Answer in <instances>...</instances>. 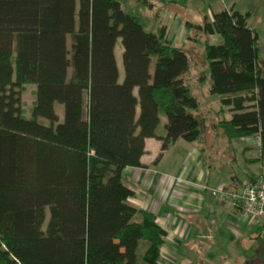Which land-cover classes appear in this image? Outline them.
<instances>
[{"label":"trees","instance_id":"obj_1","mask_svg":"<svg viewBox=\"0 0 264 264\" xmlns=\"http://www.w3.org/2000/svg\"><path fill=\"white\" fill-rule=\"evenodd\" d=\"M152 8L151 0H0V264H162L166 233L129 204L122 174L146 167L147 139L161 142V157L180 140L199 141L202 124L184 79L190 57L164 27L147 30L140 11ZM247 20L224 9L189 27L221 37L204 50L209 91L231 113L223 134L258 136L264 153V73ZM29 84L37 89L27 118Z\"/></svg>","mask_w":264,"mask_h":264},{"label":"crops","instance_id":"obj_2","mask_svg":"<svg viewBox=\"0 0 264 264\" xmlns=\"http://www.w3.org/2000/svg\"><path fill=\"white\" fill-rule=\"evenodd\" d=\"M151 2L152 10L140 11L141 15L147 11L157 13L151 26L144 19L147 29L157 32L164 27L167 39L172 43H177L185 31L186 34L189 31L202 34L189 26L201 25L204 21L193 20L186 22L185 26L182 22L175 24L167 16L171 11L165 14L164 8L182 3L185 7L193 8L194 14L204 13L208 19L227 8H213L210 3L207 8L202 0ZM126 5L130 12L135 11L136 4ZM222 5H225L224 2ZM209 38H215V43L221 41L219 35ZM58 113L61 117V112ZM163 123L165 125L166 120L161 117V125ZM221 138L225 140V151L229 153H213L211 156L210 153L207 158L206 148L198 141L183 143L185 141L180 140L160 157L161 142L156 138L147 139L143 156L146 167H128L122 174L124 184L134 193L129 204L138 211L150 212L156 217L166 233L162 254H177L181 259L180 250L184 247L191 253L195 251V264H212V260L217 258L221 264H264V259L259 258L264 255V226L258 227L252 220L240 221L239 211L231 199L221 201L213 194L220 187H225L232 194L239 193L249 181L264 174V153L261 143L257 142L259 137L229 141L222 134ZM240 147L243 153L237 156L235 152ZM207 159L212 164H207ZM204 254L208 255L207 259H202Z\"/></svg>","mask_w":264,"mask_h":264},{"label":"rangeland","instance_id":"obj_3","mask_svg":"<svg viewBox=\"0 0 264 264\" xmlns=\"http://www.w3.org/2000/svg\"><path fill=\"white\" fill-rule=\"evenodd\" d=\"M224 2L225 5H222ZM134 2L131 1L126 6H131ZM204 5L208 3L212 4L213 8L223 9H233L241 12L242 14H248L247 25L251 29L255 30V32L259 36L258 46H259V67L264 73V0H202ZM233 3L232 5H230ZM209 8V5H207ZM193 8L185 7L182 3H179L177 6H170L168 8H164L163 12L166 14L167 11H171L167 16L177 23L186 25V22H194L193 20L199 21V19H205L204 13H196L194 14ZM127 12L131 13L129 9H125ZM156 12L151 13L147 11L143 16V19L148 20V25L151 26L152 20L156 16ZM146 16V17H145ZM209 20H211L209 18ZM157 26L159 24L155 23ZM150 31V29H147ZM195 38H198V41H195ZM215 39V38H213ZM209 38V36L205 34L196 35L195 32L189 31L186 34V31L183 33L182 37L177 39V43H173V47L186 51L188 56L190 57V69L188 73L184 76L186 83L188 84L191 93L197 98L200 103L199 110L196 115L199 121L202 124L201 127V138L198 141L199 145H203L206 149L204 150L208 154L213 155V153H229L225 151V140L221 138L223 131L220 127L221 120L230 119L231 113L228 108L221 107V96L220 95H212L209 91L211 85V79L208 70V62L205 58V50H204V40H209L215 43V40ZM117 60L120 70L121 81L124 78V68L122 63V44L121 41H118L117 44ZM36 85L29 84L23 88L22 92V104L25 112V116L27 118L31 117V110L33 108V104L35 102V92ZM250 93L247 94V98L249 99ZM247 104V103H246ZM58 112H61V117L63 114V106L57 105ZM163 119L166 120V117L162 116ZM158 133H164V123L159 126ZM260 139H257V142ZM186 143V142H183ZM261 147V145H260ZM236 150V149H235ZM177 151V150H174ZM177 153V152H176ZM233 153V152H232ZM236 155L241 156V147L236 150ZM230 158V157H229ZM231 159V158H230ZM209 160V159H207ZM239 161V160H238ZM227 162V160H226ZM212 164V161H207V164ZM246 186V185H245ZM245 186L242 188V191L239 193H229L225 187H220L215 189V191H223L226 193L231 199H236V197L244 191ZM214 193V192H213ZM232 197V198H231ZM235 197V198H234ZM240 214V207L236 206ZM49 220V212L47 211V221ZM242 221V220H240ZM259 227V226H258ZM192 239H195V231L192 236ZM180 255H182L181 259L177 254H167L161 253V263L162 264H195V251L193 253L188 250V248H182L180 250ZM217 256V255H215ZM208 255H202V259H207ZM264 259L263 257H259ZM180 260V261H179ZM212 264H221L220 259L212 260Z\"/></svg>","mask_w":264,"mask_h":264},{"label":"built area","instance_id":"obj_4","mask_svg":"<svg viewBox=\"0 0 264 264\" xmlns=\"http://www.w3.org/2000/svg\"><path fill=\"white\" fill-rule=\"evenodd\" d=\"M217 199L225 201L229 197L223 191H213ZM235 198V197H234ZM240 207L239 218L242 221L252 220L257 226H264V174L249 181L242 194L232 201Z\"/></svg>","mask_w":264,"mask_h":264}]
</instances>
